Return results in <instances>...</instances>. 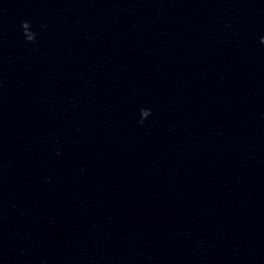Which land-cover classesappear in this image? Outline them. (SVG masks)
I'll list each match as a JSON object with an SVG mask.
<instances>
[{"label": "clouds", "instance_id": "obj_1", "mask_svg": "<svg viewBox=\"0 0 264 264\" xmlns=\"http://www.w3.org/2000/svg\"><path fill=\"white\" fill-rule=\"evenodd\" d=\"M27 26H29V22L28 21H22L21 22V27L23 28V30H25V28ZM26 39L29 40V41H33L34 40V33H33V38L26 37ZM261 42L264 43V37L261 38ZM143 112H146L148 115L150 114V110L149 109H141V113H143Z\"/></svg>", "mask_w": 264, "mask_h": 264}]
</instances>
